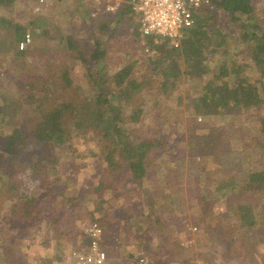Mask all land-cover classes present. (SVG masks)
<instances>
[{
	"label": "rangeland",
	"instance_id": "374dc122",
	"mask_svg": "<svg viewBox=\"0 0 264 264\" xmlns=\"http://www.w3.org/2000/svg\"><path fill=\"white\" fill-rule=\"evenodd\" d=\"M36 1L14 0L11 5L0 6V43L10 44L17 28L32 36V43L22 51L26 53L24 56L16 57L9 51L0 54V264H61L58 258L66 257L85 242L84 229L94 221L101 224L105 233L103 248L113 242L111 246L130 264H142V259L149 264H177L174 260H179L180 255L170 256L169 250L177 246L170 235L196 255L192 264H264V193L255 195L245 190L249 172L264 170V148L258 146L259 135H255L257 119L264 113L261 85L256 84L258 95L253 105L238 112V123L229 118L231 114L198 116L190 100L202 94L206 83L221 73L219 67H225L222 60H214L211 54H206L209 59L203 60L196 49H190L189 55L179 59L180 79H173L164 91V66L149 62L156 61L164 50L149 44L150 38L140 36L139 23L129 8L114 13L101 9L97 15L96 0H50L35 12ZM253 3L251 24L263 26L264 0ZM122 13L120 18L118 15ZM228 21L227 18L222 22ZM236 26L229 22L226 29L233 31ZM240 32H236L237 36ZM70 38L79 46L78 50L73 49ZM97 39L103 43L101 52L106 51L101 66L89 60ZM190 39L187 34L185 41ZM164 41L158 39L154 43L163 46ZM233 45L235 41L230 40L223 46L232 49L231 57L237 56L242 69L249 62L244 81L251 84L254 63ZM167 46H171L170 42ZM80 52L92 64L90 69L79 58ZM130 64H135L132 78L143 87L133 103L115 99L114 104L125 105L124 113L143 109L141 122L132 129L134 136L150 138L159 134L161 142L160 149L150 154L154 164L142 185L122 168L110 170L103 157L112 152L111 147L108 151V144L90 132L73 137L63 150L38 148L34 125L26 118L40 105L33 97L50 105H60L66 100L80 107L95 94L91 78L97 82L112 80ZM61 68H67L74 81L68 96L64 85L54 83ZM208 68L211 74L200 76ZM232 79L223 78L229 84ZM145 82L153 83L149 86ZM105 88L114 89L115 94L119 90L114 84ZM19 129L16 135L25 141L24 159L32 165L47 163V169L44 168L48 170L47 178L39 181L38 187H31L24 180L17 190L8 182L7 175L13 166L4 164L6 141ZM113 153V163L124 166L123 157ZM224 180H234L226 191L223 188L228 183ZM41 186L46 187L41 190ZM31 190L39 197L41 211L26 220L17 214H21L20 209L13 214V206L18 202L15 193L27 191L28 197ZM143 192L148 194L144 198ZM233 192L260 213L261 219L253 232L228 226L224 220L225 216L229 220L225 211L229 210ZM67 197L79 199V205L71 212L74 216L71 234L63 235L69 229L63 227L58 234L51 217L66 214L69 205L63 202ZM142 202L151 203L152 207ZM157 245L161 247L156 249ZM187 253H180L181 259Z\"/></svg>",
	"mask_w": 264,
	"mask_h": 264
},
{
	"label": "trees",
	"instance_id": "16d2710c",
	"mask_svg": "<svg viewBox=\"0 0 264 264\" xmlns=\"http://www.w3.org/2000/svg\"><path fill=\"white\" fill-rule=\"evenodd\" d=\"M13 2L14 0H0V6H8ZM254 8L253 0H209V3L206 4L195 17L193 28L188 31L189 33L187 32L191 39L185 41V38L182 41L181 49H179V47L167 46L169 41L166 40L164 41L165 45L156 46L154 40L152 38L149 39V44L151 43L155 48L164 50L163 53L158 54L159 56L156 61L152 59L149 60V62L155 66H164V68H162L163 88L170 85L171 82L174 81L173 79L176 81L180 79L182 73L180 70H177L180 65L179 59L185 54L189 55L190 49H196L198 57L203 60L209 59V57H205L206 54H211L214 60H222L223 64H225L224 68L223 66L219 67L221 73L215 74L212 79L206 83L203 88V93L197 98L190 100L198 116L208 117L212 114H231L229 118L238 123V112L244 111L247 105H253V102L257 100L258 88L256 84H260L264 91V25L253 26L251 24ZM126 12L127 11H123L124 15L127 14ZM123 13L118 16H123ZM227 18L230 19V21H228V23H223L222 21ZM112 19H115V16ZM229 22H233L237 25L235 30L226 29L228 28ZM238 30L241 31L239 36H237L236 33ZM24 36V30L17 28L16 36L12 39L10 44L0 43V54L9 51V53L13 52L16 57L24 56L26 53L19 51V44L24 40ZM140 36L142 37L141 33ZM70 39L69 43H72V38ZM230 40L235 41V45L232 46L234 49L235 47L240 48V53H246L251 59V63H254L253 71L255 75L251 84L244 81V73L246 72L249 62L245 63L243 66L245 71H243L242 66L237 62V56L231 57L232 49H224L223 45L230 42ZM102 44L103 43L97 39L94 45L93 55L89 57V60L96 62L98 66L102 65L100 62L106 57V51L101 52L100 50ZM74 45L75 44L72 43L73 49L78 50L79 46ZM78 56L90 69L92 64H90L88 58L86 59L85 53L80 52ZM134 65L135 64H130L119 70L112 80H100L97 82V79L91 78V83L96 88L95 94L92 95L91 100L87 99L84 105L80 107H77L75 102H67L66 100L61 102L60 105H50L41 100V98L38 100L33 97L37 102H40V105L35 108L33 114L28 113L26 118H30L31 123L34 125L33 134L36 142L40 145H38V148L44 151L49 148V150L55 152L57 150H63L65 148L64 145H67L73 137L76 136V138H80L86 136L90 132L93 136L97 135L100 142L108 144V151L111 147L112 152H108V154L103 157L104 161H106L111 168L110 170L113 171L122 168L135 179L136 183L139 181L142 185L148 176L150 167L154 164L150 154L153 152L155 153L161 147L159 134L150 138L134 136L135 132L132 129L135 124L141 122L143 109H134L132 113H124L125 105H122L121 102L120 104H114L115 99H124V101L129 104L130 102L133 103L136 101L139 97L138 91L143 86L137 79L132 78ZM210 71H212L210 68L203 69L199 74L200 76L211 74ZM224 76L233 77L230 84L223 80ZM103 81L105 82L101 86ZM54 83L57 85H64V92L67 93L65 95L68 96L69 89L73 87L74 81L67 68H61L59 76ZM152 83L153 82H145V85L150 86ZM112 84L119 89L116 92L117 95L112 91L114 89L105 88V85L109 87ZM166 90L165 88L164 91ZM29 98L31 99L32 97ZM261 103L264 106V99H262ZM255 130V135H259V137L256 138V142L259 143V147L264 148V113L257 119ZM20 131V129L18 131H13L8 137L6 141L7 147L3 156L6 158L4 164L7 163L8 166H13V170H10L7 176L8 182L17 190L22 186L24 180H26L28 185L32 184L31 187L36 186L39 181H45L47 178L46 172L48 171H44V168L47 169L46 162H43L41 165L39 163L32 165L24 159V149L22 145H25V141H23L20 136L17 137L16 135ZM72 146L75 147L74 144H72ZM113 152L123 157L125 160L124 166H116L115 163H113L115 161ZM154 155L157 157L156 154ZM157 160L156 158V161ZM204 168L205 167L202 166V171H204ZM41 173L43 175L39 177ZM232 181L234 180H230V182L227 180L223 181L228 183L227 186H224V191L229 189L228 187H230ZM45 187L46 186H41V190ZM221 189L222 188L219 190ZM245 190L246 192L255 193V195L256 193H264V170L249 172ZM32 191L33 190H31L28 197L27 191H23L22 193L16 191L15 196L18 202L15 207L13 206L14 215H16L19 209L21 210V214L20 212L17 214L21 215V217L26 220L40 215L41 206H38L39 197L34 195ZM18 194H20V196ZM233 194L234 196L230 201L229 210L225 211L229 213V220L223 215L225 216L224 220L228 221V226H238L241 230L246 229L253 232L256 224L259 223L258 220L261 219L260 213L254 209L252 204H245L240 200L239 194L235 192H233ZM147 195L146 192H143L142 198ZM142 198L141 200H137L138 205L140 201H142ZM125 199L130 200L128 198ZM22 200H25V202ZM131 201H133V198ZM63 203H68L69 205H65L67 212L64 216H56L53 214V217H51L52 225L55 230L57 229L58 234H61L63 232L62 228L65 227L69 230H65L63 235H70L72 223L74 224V216L71 212L74 210L76 211L78 208L79 199L67 197ZM145 204L147 203L142 202V205ZM147 207H152L151 203H148ZM232 216H237V218L234 219ZM179 222H181V220ZM182 223L185 224V222ZM183 226L184 225H180V227ZM171 227V231L174 233L175 228L174 226ZM169 238H172L174 244L179 247L181 246L179 241L175 240L174 235H170ZM247 239L249 238L247 237ZM84 244L85 242L82 244L81 248L86 247L83 246ZM111 245L112 243L107 245L104 244L105 251H107V248H110ZM142 247L146 248V244L142 243ZM160 247L161 245L155 246L156 249ZM71 251L66 257L64 256L65 258L63 256L58 258L57 262L62 264L64 261V264H69L68 257Z\"/></svg>",
	"mask_w": 264,
	"mask_h": 264
},
{
	"label": "built area",
	"instance_id": "2783aa9c",
	"mask_svg": "<svg viewBox=\"0 0 264 264\" xmlns=\"http://www.w3.org/2000/svg\"><path fill=\"white\" fill-rule=\"evenodd\" d=\"M98 11L104 9L114 13L129 8L139 23L143 37L157 41H169L171 46L180 47L187 32L193 28L195 17L209 3V0H96ZM50 0H37L34 7L39 12ZM32 43V36L26 33L19 44L25 51ZM104 231L99 222H91L84 229L85 244L71 251L69 264H106L108 255L103 248ZM142 264H149L147 259Z\"/></svg>",
	"mask_w": 264,
	"mask_h": 264
},
{
	"label": "crops",
	"instance_id": "0c3cea01",
	"mask_svg": "<svg viewBox=\"0 0 264 264\" xmlns=\"http://www.w3.org/2000/svg\"><path fill=\"white\" fill-rule=\"evenodd\" d=\"M110 213H111V211H110ZM116 240L119 241L120 239L117 238ZM81 246L82 245L78 244L77 248H81ZM175 248H173V250H169L170 256L173 255L174 257H178L180 255V257H179L180 259L179 260H174V262H177V264H192V261L194 260L196 255H194L192 252H190V250H188V248H183L181 246L180 247L176 246ZM187 251H188L187 255L184 256L183 259H181L183 256H181L180 253L187 252ZM106 252H107V255H108V259H107L106 264H113V263L114 264H130L131 263V262H127L128 261L127 259L120 257L119 256V254H121L120 251L117 252L116 248L113 247V246H111L110 248L108 247ZM172 252H173V254H171ZM173 256H171V257H173ZM219 264H225V263H219Z\"/></svg>",
	"mask_w": 264,
	"mask_h": 264
}]
</instances>
